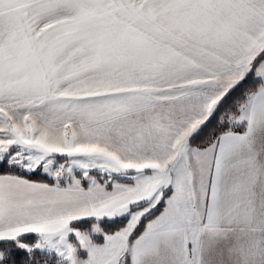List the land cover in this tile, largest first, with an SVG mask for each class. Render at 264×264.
I'll return each instance as SVG.
<instances>
[{
    "label": "snow or ice",
    "instance_id": "1",
    "mask_svg": "<svg viewBox=\"0 0 264 264\" xmlns=\"http://www.w3.org/2000/svg\"><path fill=\"white\" fill-rule=\"evenodd\" d=\"M0 264H264V0H0Z\"/></svg>",
    "mask_w": 264,
    "mask_h": 264
}]
</instances>
